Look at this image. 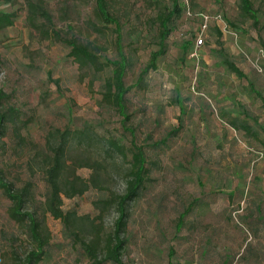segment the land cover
Segmentation results:
<instances>
[{
	"label": "rangeland",
	"instance_id": "rangeland-1",
	"mask_svg": "<svg viewBox=\"0 0 264 264\" xmlns=\"http://www.w3.org/2000/svg\"><path fill=\"white\" fill-rule=\"evenodd\" d=\"M94 1L46 0L50 21L39 18L37 23L50 34L85 43L102 63L99 70L80 67L66 44L54 36L42 38L29 26L26 0L0 4V11L15 12L14 23L0 31V89L6 94L0 115L14 116L0 134V170L15 187L29 185L27 207L49 230L50 245L37 264H93L43 205L48 155L62 132L87 125L97 137L121 140L127 150L132 140L128 128L133 129L145 153L149 179L141 196L127 206L126 264H264V105L258 95L264 97V0H251L258 9L256 27L240 19L238 0H181L184 10L165 55L128 93L124 126L116 110L101 100L112 68L104 59H116L117 53L113 26L97 32ZM169 4L111 2L129 63L127 85L158 48L156 15ZM201 15L208 17L205 24ZM184 41L190 42L187 50ZM220 48L244 77L222 63ZM103 144L100 139L91 145L92 155L106 166L101 183L82 195L63 196L62 209L94 218L100 213L95 201L122 193L127 160L111 162ZM91 173L87 167L76 170L84 180ZM8 204L0 189V264H23L34 244L26 227L8 218ZM100 215L102 233L110 232L116 205ZM170 248L174 254L169 257Z\"/></svg>",
	"mask_w": 264,
	"mask_h": 264
},
{
	"label": "trees",
	"instance_id": "trees-1",
	"mask_svg": "<svg viewBox=\"0 0 264 264\" xmlns=\"http://www.w3.org/2000/svg\"><path fill=\"white\" fill-rule=\"evenodd\" d=\"M115 1L117 0H95L93 15L100 24L97 32L103 33L105 29L113 26L111 29L114 34L117 58L104 59V63L112 68L110 76L102 84L101 100L116 110L124 126L129 116L126 108L128 93L135 86H141L142 79L147 73L157 68L159 59L167 51L168 38L175 22L182 16L184 9L181 0H170L168 6L159 10L156 15L158 48L150 53L147 64L140 71L136 81L127 85L124 81V76L129 63L123 49L119 21L111 10V2ZM2 2L15 3L17 0H0V4ZM45 5L46 0H26L29 26L38 30L42 38L54 36L57 40L66 44L70 48L68 55L80 67L93 66L96 70L101 69L102 63L98 61L96 54L85 43L66 39L56 31L50 34L44 24L37 23L39 18L43 23L50 21L51 15ZM238 10L241 20H251L254 27L259 24L258 9L254 7L251 0H238ZM14 20L15 12L0 11V31L11 26ZM201 20H203L202 15ZM228 23L233 28H237L236 23L230 21ZM189 45V41L182 43V47L185 50L188 49ZM218 55L222 63L231 72L240 78L244 77V73L230 60L224 49L220 48ZM258 95L264 105V97L260 94ZM5 98L6 94L0 89V106ZM180 110L181 112L183 111L181 106ZM13 117V115L6 113L0 115V134H5L4 123L7 120L13 121ZM230 124L234 127L236 126L234 121H231ZM17 130L18 127L15 128V133ZM91 131L90 125L76 131L67 129L61 133L59 143L55 147L54 152L48 155V161L43 173V178L47 185V192L43 199L44 213H49L53 218L61 220L69 239L80 245L93 264H126L123 260V255L128 247L125 234L129 218L127 206L141 196L149 179L145 153L143 147L137 144L133 129L128 128L132 138L130 141L131 147L128 150L125 149L121 140L118 141V139L113 137L103 139L99 136L97 137ZM100 139L104 140L102 152L111 162L115 158H119L122 161L127 160V167L124 169L123 174L124 189L122 193H110L109 197L99 198L93 203L100 213H104L112 205H116L117 218L111 231L105 234L102 233L103 222L100 213L98 216L90 218L89 215H79L75 210H64L61 207L63 196L71 198L82 195L90 186L97 187L101 183L106 166L103 160H99L92 155L91 148V145H94ZM83 142L85 146H83ZM81 167H87L92 170L89 179L84 180L76 174V170ZM0 189L9 201L6 209L8 218L16 224L24 225L28 237L34 244L32 251L25 256L23 264H37L45 256V249L50 245L51 238L44 219L39 217L34 210H30L27 207L28 202L31 200L29 185L25 184L21 187H15L13 183L4 180L0 170ZM188 210L187 208L179 215L176 224L177 230L181 229L183 218ZM172 254H174V251L170 248L168 251L169 257Z\"/></svg>",
	"mask_w": 264,
	"mask_h": 264
},
{
	"label": "built area",
	"instance_id": "built-area-1",
	"mask_svg": "<svg viewBox=\"0 0 264 264\" xmlns=\"http://www.w3.org/2000/svg\"><path fill=\"white\" fill-rule=\"evenodd\" d=\"M202 18H203V22H204V24L206 23V21L208 20V17L206 16V15H202ZM202 43V39H198L197 40V42H196V44L198 45H200Z\"/></svg>",
	"mask_w": 264,
	"mask_h": 264
}]
</instances>
